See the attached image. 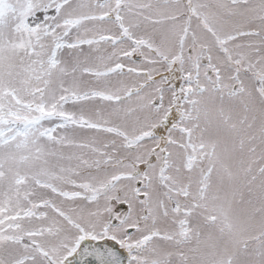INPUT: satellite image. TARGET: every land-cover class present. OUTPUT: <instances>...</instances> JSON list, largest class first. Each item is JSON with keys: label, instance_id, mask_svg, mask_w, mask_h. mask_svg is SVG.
<instances>
[{"label": "snow or ice", "instance_id": "snow-or-ice-1", "mask_svg": "<svg viewBox=\"0 0 264 264\" xmlns=\"http://www.w3.org/2000/svg\"><path fill=\"white\" fill-rule=\"evenodd\" d=\"M0 264H264V0H0Z\"/></svg>", "mask_w": 264, "mask_h": 264}]
</instances>
